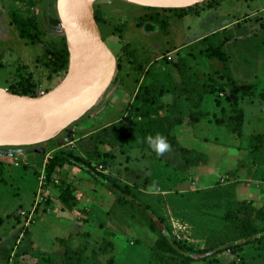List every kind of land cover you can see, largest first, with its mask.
Returning <instances> with one entry per match:
<instances>
[{
  "label": "rangeland",
  "instance_id": "obj_1",
  "mask_svg": "<svg viewBox=\"0 0 264 264\" xmlns=\"http://www.w3.org/2000/svg\"><path fill=\"white\" fill-rule=\"evenodd\" d=\"M57 1L28 0L24 5L0 0V88L37 97L60 84L61 77L45 65L46 46L54 47L62 32L52 24L59 18ZM94 8L101 18V23L96 20L99 31L119 63L115 82L96 107L42 145L0 146V264H65L74 251L93 264H159L157 237L136 211L117 204L80 164H56L49 173L47 160L56 156L83 159L111 180L130 184L179 240L195 246L230 234L264 207V166L249 140L264 134V0L205 2L185 10L182 18L161 13V19L170 17L166 30L140 25L149 12L123 1L96 0ZM16 11L36 16L45 33L41 44L20 38L12 15ZM221 45L245 114L241 137L217 123L224 110L232 111L218 90L224 65L202 52ZM181 59L184 75L175 66ZM186 83L210 84L217 91L203 103L208 117L198 122L190 119L197 110L181 97L184 121L171 131L177 144L170 142L169 151L158 156L149 138L144 143L139 133H121L120 121L140 86H153V116L176 117L181 115L174 105L177 88ZM161 89L169 92L160 95ZM181 148L192 152L185 169ZM227 185L234 186L232 195L205 198L212 188ZM31 210L34 222L27 226L21 212ZM165 256L174 264L172 254ZM263 260L264 241L190 264Z\"/></svg>",
  "mask_w": 264,
  "mask_h": 264
},
{
  "label": "trees",
  "instance_id": "obj_2",
  "mask_svg": "<svg viewBox=\"0 0 264 264\" xmlns=\"http://www.w3.org/2000/svg\"><path fill=\"white\" fill-rule=\"evenodd\" d=\"M19 1V0H16ZM24 5L28 0H20ZM123 1V0H116ZM218 0H209L210 3L217 2ZM129 5L141 8L149 13H146L141 17L140 25L150 23L155 26H160L166 30L169 26L168 19H161V13H171V17L182 18L183 12L188 8H155L139 6L127 1H123ZM201 5V4H198ZM96 11V10H95ZM13 21L17 26L20 38L25 39L31 44H41L43 34L40 24L36 16H24L19 11L14 12ZM187 16V15H185ZM184 16V17H185ZM250 16V15H249ZM247 16V19L250 17ZM96 20L101 23V18L96 11ZM245 19L243 21H245ZM53 26L61 29L58 26L59 18L53 19ZM236 23H240L239 20ZM233 23L226 24L214 31L213 34L219 33L221 29L230 26ZM227 29V28H225ZM46 62L45 65L49 68L51 74L61 77L60 83L66 77L69 69V50L66 41V35L64 32L60 33V38L55 41L53 46H46L45 48ZM209 59H216L223 63L224 67L219 72L218 79L220 85L218 90L224 95L225 99L230 103L232 109L228 114L226 110L223 111V118L217 120V123L221 126H226L230 131L238 136L243 135V126L245 114L243 109L240 108V94L239 87L235 77L230 70V58L224 49V46L219 47L210 46L202 52ZM183 59H181L175 66L179 72L184 75ZM119 66V63H118ZM149 71L147 72V74ZM115 82V81H113ZM214 82V81H212ZM178 92L175 96L174 105L177 107V111L181 114L176 117L169 116H153V111L157 106V102L151 96L153 86L142 85L140 86L138 93L134 99L133 104L129 108L127 116H125L120 122L122 128L121 133L126 137L132 136L134 133H139L145 143L149 137H156L158 134L166 138L167 142L172 145H176V141L173 140L171 131L178 125L182 124L184 119L182 114L184 110L181 108L179 101L183 96L185 98L186 105L189 109H196V113L190 114V119L193 122L201 121L204 117H208V113L203 111V103L216 93V88L210 84H204L203 86L190 85L189 83L182 84L180 88H177ZM168 89L160 90V95L167 94ZM21 95H27L28 93L12 92ZM181 108V109H180ZM137 118L144 119L143 122H138ZM250 146L254 153H259L258 160L264 166V134H255L250 137ZM43 142L37 145H42ZM36 146V145H33ZM24 148L25 146H19ZM181 152L185 155V164L181 168H187V165L191 164V151L186 148H181ZM58 161V162H57ZM76 164L81 166L89 172L97 181H99L104 187H106L116 198L117 204L123 208H130L140 216L142 222L150 229V231L157 237V251L159 264H168L170 258L165 256V253L172 254L171 259H175L174 264H190L193 262L205 261L210 257H215L225 252L237 253L239 250L246 246L259 244L264 241V207L260 208L256 212V217L251 222H244L238 224L230 234L220 236L214 240L207 241L203 245L195 246L194 244H188L179 240L173 232L170 230L165 222V218L157 214L148 204L140 200L136 195L134 189L129 185L120 184L114 180L108 178L105 174L96 171L93 166L83 159L70 156L65 157L63 155L56 156L47 160L48 171H53L54 165L61 164ZM233 185L219 186L209 190V193L205 195L207 200L220 199L224 196L232 195ZM218 205V204H217ZM64 260L65 264H93L87 263L81 252H71ZM157 257V256H156ZM177 258H182L178 261ZM177 262V263H175ZM108 264H112L109 262ZM264 264V260H263Z\"/></svg>",
  "mask_w": 264,
  "mask_h": 264
},
{
  "label": "water",
  "instance_id": "obj_3",
  "mask_svg": "<svg viewBox=\"0 0 264 264\" xmlns=\"http://www.w3.org/2000/svg\"><path fill=\"white\" fill-rule=\"evenodd\" d=\"M153 1V5L127 2L144 7L188 8L209 0ZM95 2L96 0L57 1L58 26L67 28L83 44L80 58L72 66V58L69 56L66 77L47 94L34 97L0 88V143L5 132L13 125L51 120L58 117L70 104L76 105V110L62 122L54 134L56 135L96 107L106 95L114 81L118 61L99 31L95 19ZM66 41L68 46V35ZM54 135L38 142L11 146L38 144Z\"/></svg>",
  "mask_w": 264,
  "mask_h": 264
},
{
  "label": "bare ground",
  "instance_id": "obj_4",
  "mask_svg": "<svg viewBox=\"0 0 264 264\" xmlns=\"http://www.w3.org/2000/svg\"><path fill=\"white\" fill-rule=\"evenodd\" d=\"M124 1V0H123ZM139 3L142 5H153V0H125ZM61 30L68 35L69 38V56L72 58V66L79 60L82 53L83 44L72 34L67 28L62 27ZM76 105L70 104L58 117L33 123H20L11 126L3 135L0 146H11L19 144H30L38 142L54 135L62 122L76 110Z\"/></svg>",
  "mask_w": 264,
  "mask_h": 264
},
{
  "label": "clouds",
  "instance_id": "obj_5",
  "mask_svg": "<svg viewBox=\"0 0 264 264\" xmlns=\"http://www.w3.org/2000/svg\"><path fill=\"white\" fill-rule=\"evenodd\" d=\"M151 147L157 153L158 156L163 155L166 151L171 149V145L167 142L166 138L162 135L156 137H149Z\"/></svg>",
  "mask_w": 264,
  "mask_h": 264
},
{
  "label": "built area",
  "instance_id": "obj_6",
  "mask_svg": "<svg viewBox=\"0 0 264 264\" xmlns=\"http://www.w3.org/2000/svg\"><path fill=\"white\" fill-rule=\"evenodd\" d=\"M34 215H35V210H31V212H26V211H22L21 212V216L27 218V226H30L33 222H34Z\"/></svg>",
  "mask_w": 264,
  "mask_h": 264
},
{
  "label": "crops",
  "instance_id": "obj_7",
  "mask_svg": "<svg viewBox=\"0 0 264 264\" xmlns=\"http://www.w3.org/2000/svg\"><path fill=\"white\" fill-rule=\"evenodd\" d=\"M261 12V10L260 11H258V12H256V13H260ZM220 28V27H219ZM9 250H7V252H8ZM11 260V262L13 261L12 259H10ZM8 264H11V263H8Z\"/></svg>",
  "mask_w": 264,
  "mask_h": 264
}]
</instances>
